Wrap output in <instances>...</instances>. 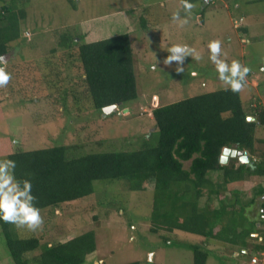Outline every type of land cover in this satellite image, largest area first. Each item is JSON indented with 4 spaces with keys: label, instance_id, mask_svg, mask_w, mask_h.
<instances>
[{
    "label": "trees",
    "instance_id": "16d2710c",
    "mask_svg": "<svg viewBox=\"0 0 264 264\" xmlns=\"http://www.w3.org/2000/svg\"><path fill=\"white\" fill-rule=\"evenodd\" d=\"M31 1L0 0V54L8 53L15 41L31 37L30 32L25 34L24 26ZM180 1L183 6V0ZM197 1L191 0L193 4ZM199 1L202 3L199 14L205 22L206 12L223 0ZM254 1L259 0L245 3ZM228 2L236 17L238 0H234L235 4L232 0ZM49 3L57 5V12L64 5L67 8L60 15L52 11L62 22L50 21L46 25L55 24L52 32L55 44L31 60L18 62L13 60L15 48L7 64L11 77L6 86L9 90L15 88L24 101L47 96L61 101L62 115H68L64 125L67 134L63 133L67 140L45 148L15 150L13 138L0 135V157L15 159L17 177L32 180L39 209L59 208L62 213L61 208L68 202L96 193L97 181H125L130 190L153 193L147 233L165 244H174V241L172 234L164 231L188 233V238L183 236L182 241L191 240L189 250L193 252L194 264H207L211 253L205 243L210 239L247 248L248 255H252V248L263 253L264 135L257 132L264 126V103L256 100L254 104L252 99L246 107L241 93L233 92L230 87L196 94L190 90L189 96L176 102L153 105L154 128L135 133L133 145L107 150L117 140L107 134L96 139L102 133V126L116 120V116H123V121L130 114L126 112L129 104L142 103L140 97L145 93L138 89L134 34L128 30L106 36L104 29L102 32L97 28L92 33L87 26L84 31L80 23L75 24L84 11L79 9L78 0H50ZM224 6L223 1L219 7L225 9ZM68 12L74 15L68 18ZM100 12L83 22L92 21L89 23L96 27L108 24L105 19L114 17V12L102 15ZM141 18L144 20L141 26L146 28L145 17ZM62 23L71 24L64 34L61 27H56ZM239 29L246 39L250 38L252 32L247 23ZM61 89L64 94L59 92ZM260 91L264 94V88ZM2 102L0 99V120L6 115ZM114 103L118 108L105 114L103 107ZM249 116L254 119H248ZM103 119L107 122L103 123ZM227 147L247 151L251 160L242 162L237 155L221 163ZM186 161H190L188 167ZM248 181L253 183L250 188L246 186ZM256 203L259 218H251V209ZM93 205L89 208L93 211L94 225L88 227L85 220L79 219L78 223L70 224L75 231H81L79 234L72 233L74 236L53 243L42 242V237L35 235L20 237L15 224L0 220V231L15 264H86L89 255L97 250L98 234L102 232L95 225L106 230L104 216L111 210H105L103 204L95 201ZM109 216L116 221L117 218ZM128 221L131 226L141 222L132 217ZM121 223L124 225L125 221ZM142 232L139 237L145 236ZM254 232L258 235L250 242ZM31 254L35 255L34 260Z\"/></svg>",
    "mask_w": 264,
    "mask_h": 264
},
{
    "label": "rangeland",
    "instance_id": "374dc122",
    "mask_svg": "<svg viewBox=\"0 0 264 264\" xmlns=\"http://www.w3.org/2000/svg\"><path fill=\"white\" fill-rule=\"evenodd\" d=\"M223 1L225 9L219 7L223 6ZM223 1L218 2L216 7L206 12L205 22H203L202 15L199 14L202 7L199 0L194 3L191 14L185 12L180 0H78L79 9L84 11L78 16L79 22L75 24L80 23L84 31L87 30V26L92 33L97 28H100L102 32L104 29L106 36L128 30H132L134 34L133 46L138 89L140 93H145H142L140 97L142 103L129 104L130 107L126 112L130 114H127L129 116L123 121V116H116V120H112L108 125L105 123L107 121L102 120L105 125L100 130L101 135L96 139L104 138L107 134L117 140L113 148L107 150H116V147L125 149L133 145L135 133L154 128L155 122L151 115L153 105L176 102L189 96L188 91L190 90L196 94L230 87L219 78L215 64L210 60L208 45L213 40L221 42V57L228 63L238 60L245 67L252 69L249 84L241 93L245 106L249 107L252 99H255L254 104L257 103L256 100L264 103V94L260 91V88H264V0L251 3H245L247 0H238L237 6L232 0L235 4L236 17L229 8L230 2ZM31 2L32 4L27 7V19L24 25L25 34L30 32L31 37L26 41L23 38L21 42L13 43L11 49L16 48V54L13 57L16 62L29 58L31 60L32 57L40 55V51L47 52L48 48L55 44L52 36L55 24L46 25L50 21L55 23L63 21L59 16L52 15V11L59 15L67 11L66 5L61 9H56L59 12L55 11L57 5L50 4V0H32ZM97 11H103L100 15L114 12V17L105 19L104 22L108 24L96 27L89 23L92 21L83 22ZM177 11L180 13L179 18L174 19L173 13ZM253 13L254 15L257 13V16L252 17ZM241 14L242 16L238 18ZM72 15H74L73 12H68L66 17L70 18ZM142 16L145 17L146 28L141 26V23H144ZM185 20L186 22H183ZM38 23L45 24V26L38 25ZM243 23L249 25L252 32L249 33L250 38L246 39L242 30L239 29ZM57 25L56 27L64 30L62 33L64 34L66 27L71 24ZM176 43L188 44L199 53V59L190 55L186 57L183 72L175 70L176 61H173L171 65L163 62L169 54L167 49ZM9 62L10 59L7 64ZM154 64L155 68L152 67ZM196 83L200 84L195 86ZM13 89L9 90L6 85L0 87V99L3 100L6 112L5 118L0 120V135L11 136L13 140L18 141L13 144L15 150L45 148L54 145L56 141L67 140V135L63 137V133L67 132L64 131V125L68 115H62L61 101H57L53 96L31 100L32 102L24 101L17 94L16 89ZM59 92L64 94L63 89ZM258 97L260 98L257 99ZM258 131L257 133L264 135V126L259 127ZM84 133L87 134L88 130ZM189 164L190 161L185 162L186 167ZM252 185L251 181L246 182L247 187L250 188ZM95 187L96 193L68 202L61 208L62 213L57 214L53 208L40 209L43 224L34 230L27 226H16V233L20 237L39 236L42 237V242L48 240L47 243L72 237L81 231H75L70 224L78 223L79 219L85 220L88 227L93 224V211L89 206L92 205L93 208L95 201L103 204L105 210L108 208L111 210L104 216V221H106L104 224L108 227L106 230H103L99 224L95 225L96 230L101 229L102 232L98 234L97 250L89 255L86 264H124L132 261H138L141 264H194L193 252L189 250L191 240L182 241L183 236L188 238V233L185 235L181 231H164L165 234L168 232L172 234L174 244H165L147 233L154 197L152 192L130 190L125 181L107 183L105 180H100L96 182ZM248 191L251 192L250 189ZM257 204L252 206L251 218L255 216L259 218ZM110 214L117 218L116 221L111 220ZM145 216L147 218L144 219ZM131 217L140 219L141 222L131 226L128 221ZM122 220L125 221L124 225L121 223ZM137 225L138 230H136ZM260 225L262 224L259 223ZM141 232L145 234L144 237H139ZM256 234L258 235L257 232L251 234L250 242L255 241ZM205 245L211 253L207 264H264V250L263 253H258L252 248V255H248L247 248L241 249L239 246L234 247L215 239L207 240ZM33 254L31 258L34 260L35 255ZM254 256H257V260H253ZM0 264H15L1 231Z\"/></svg>",
    "mask_w": 264,
    "mask_h": 264
},
{
    "label": "clouds",
    "instance_id": "9594fccd",
    "mask_svg": "<svg viewBox=\"0 0 264 264\" xmlns=\"http://www.w3.org/2000/svg\"><path fill=\"white\" fill-rule=\"evenodd\" d=\"M194 6L191 0H183V7L186 13L191 14V9ZM179 15V11L174 12L173 18H179ZM183 22H186V20ZM208 47L210 49V60L215 64L219 78L225 81L226 85L230 86L233 92L237 94L244 92L249 84L252 69L245 67L238 60H232L231 63H228L223 59L221 57V42L219 40L210 41ZM167 51L169 54L164 58L163 62L164 64L171 65L173 61H176L175 70L177 72L184 71V61L189 55L199 59V53L188 44H172ZM11 52H14V50L11 49L4 55L0 54V87L7 85L11 77V74L6 70L7 62L10 59L6 57H10ZM152 67L155 68L156 65L154 64ZM107 106H113L114 108L110 112H107L104 109ZM107 106L103 107L105 114H110L118 108V104L116 103ZM17 142L13 140V143ZM224 162L221 160V163ZM242 162L247 161L245 159ZM16 164V160L10 157L0 158V220L15 224L17 227L27 226L29 229L34 230L43 224V217L40 214L39 207L35 203L37 196L32 190V180L17 177L15 172ZM56 213H60L59 208L56 209Z\"/></svg>",
    "mask_w": 264,
    "mask_h": 264
},
{
    "label": "water",
    "instance_id": "95a60500",
    "mask_svg": "<svg viewBox=\"0 0 264 264\" xmlns=\"http://www.w3.org/2000/svg\"><path fill=\"white\" fill-rule=\"evenodd\" d=\"M113 108H114L113 106H107L104 109H106L107 112H110ZM248 119L252 120L254 118L252 116H249ZM237 155L240 157L241 161H244L246 159V161L249 162L251 159L247 151L237 150V149H232V148L227 147L223 151L221 160L228 162L231 156H237Z\"/></svg>",
    "mask_w": 264,
    "mask_h": 264
}]
</instances>
